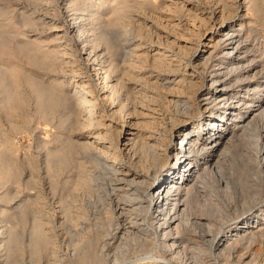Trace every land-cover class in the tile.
Instances as JSON below:
<instances>
[{
	"label": "bare ground",
	"instance_id": "bare-ground-1",
	"mask_svg": "<svg viewBox=\"0 0 264 264\" xmlns=\"http://www.w3.org/2000/svg\"><path fill=\"white\" fill-rule=\"evenodd\" d=\"M83 3L80 18V3L62 1L73 12L62 36L56 27L54 36L17 45L33 69L0 64L1 109L10 113L30 103L36 122L52 121L62 110L57 124L65 132L59 144L41 145L50 146L42 161L55 207L46 202L36 164L25 181L17 173L19 202L0 209V217L6 223L19 212L22 227L31 212V227L18 243L17 230L0 225V264H24V255L39 264L48 252L55 264L264 260V37L256 27L264 25V0H162L173 10L167 21L182 24L184 36L161 34L157 24V40L149 43L118 35L129 28L131 9H154L149 0ZM67 36L82 44L93 82L78 78L68 43L50 49L42 40ZM61 179L65 191L56 198ZM56 230L65 233L66 253L55 247ZM139 252L158 259L123 262Z\"/></svg>",
	"mask_w": 264,
	"mask_h": 264
},
{
	"label": "rangeland",
	"instance_id": "rangeland-1",
	"mask_svg": "<svg viewBox=\"0 0 264 264\" xmlns=\"http://www.w3.org/2000/svg\"><path fill=\"white\" fill-rule=\"evenodd\" d=\"M62 1L63 0H48V1L47 0H0V10L4 11V14H2V16L0 17V64L1 65H4L5 67H9V68H14V69H19V66L26 68V69H29V70L33 69L31 66H29L25 63V61L23 60V58H24L23 54L24 53L19 50L17 45H19V43H22L28 39L33 40V39H37V38L41 39L44 37L49 38L48 35L50 36V34H51V36H54V31H55L56 27H57L56 30L62 31L58 34V37L62 36V34H64V33H66V28L68 26V21H69L68 16L73 14V12H72V9L70 10V9L65 8L62 4ZM75 1H77L78 3H80L82 5L80 8V11L78 13L80 16L81 11L85 9V4L83 3L84 0H75ZM161 2H162V0H160V3H159V0H149V3L151 4L152 7H154V9L153 8H142V7H140L141 9H139V7H136V9H135V7H134L135 11H134V9L133 10L131 9V11H133V12H131L132 18L134 17V15H137V16L141 17L143 20L140 21L141 22L140 25H138L137 22L135 23L136 24L135 25L131 21L132 18H130V20H128V22L130 23V25L128 26L129 28L126 27L128 30L125 28V30H127V32L125 30H123V28H119L121 33H118V35L124 36V34H125V36H126L128 34L130 37L135 38V39H137V38L141 39V41H144L145 43H149L150 41L152 42V40H154L153 42H155V40H157L156 38H157V35L159 32V30L157 31V29H156L157 24H158V26L160 27V33L161 34H163V31L166 30V32H169L175 36H176V34H177V36H181V35L184 36V34L182 32V24L178 23V25H176V28H177L176 29L174 27V24L173 23L170 24V22L167 21V19H166V17H168L169 14L170 15L173 14L172 8L171 9L169 8L168 10L165 9L168 7H166L165 5H164L165 6L164 7L163 3H161ZM68 10H70V12ZM163 10L166 13H164ZM157 11H161V13L159 12V14H158ZM25 13H27V14H25ZM100 13H98V15ZM27 16L32 17L33 20H27V22H26L25 17H27ZM82 16L83 15L81 14L80 18H82ZM39 20H43L44 22H38ZM31 21H32V25H31V23L29 24V22H31ZM33 22H35L36 24ZM137 27H139V28H137ZM256 27L258 29L259 34L262 35V37H264V25L260 26V23H259V24H257ZM114 31H116V29ZM122 32H124V33L122 34ZM151 34H152V36H151ZM13 36H15V38L12 39ZM185 36L188 37L189 35H185ZM151 38H152V40H151ZM42 40H46L44 42V44L47 45L48 47H50V49H51V47L53 48L55 45H60L62 47H67L69 45L68 46V48H70L69 50L73 52V53L72 52L71 53H72L73 57L75 58V60H77V61H75L76 62L75 65L77 67V73H79V75H80V76H78V78L79 79H87L88 78L92 82L94 81V79L90 75L91 69H92L91 66L82 60V57L80 54L82 44L79 43V41H77V39L76 40L71 39L70 37L67 36V38H64V39L59 38V40H58L59 43H57V40L56 41H50L52 39H42ZM162 40H164V39H162ZM60 41H62V42H60ZM63 42L66 44L64 45ZM67 43H68V45H67ZM77 64H79V65H77ZM149 66L151 68V61H147L146 69H149ZM78 68L79 69L81 68V69L79 70ZM18 90H19V87H18ZM23 90H24V88H23ZM25 94L27 95V97L26 96L25 97L27 99H30L29 91H27ZM28 107L31 108L30 103L29 104L28 103L23 104L20 106L18 104L16 106V109L11 111L10 113H5L0 107V131L2 130L0 132V150L1 151L3 150L4 154L2 153V156L4 155L3 156L4 158L2 157V159L5 160V161L4 160L3 161L6 163L5 166H6V169L8 170V175H7L8 177L2 176V177H4V178H2L0 176V180H1L0 181V188H1L0 189V196L7 194L8 198H11L14 195L12 197V199H13L12 201H11V199H10V201L8 199V201L10 203H8V201L6 202L7 198H6V200L5 199L0 200L1 203L3 201L5 202V205H4V203H2L3 205L0 204V209H5L6 212H8L9 208L12 205H14V203H18L19 199H20L19 198V187H18V185L21 182L19 181V177H18L19 174H17V173H19V171L20 172L22 171V174H21L22 176H20V179L22 181H25L27 178L26 176H28V172H29L28 171L29 169H27V168H30L31 166H33V164H34V166L36 164V167L39 168V172H38L39 178L44 180V181L42 180L43 181V183H42L43 187L42 188H43V192L46 194V195L44 194V196H45L47 204L49 205L50 208L55 207V205L54 206L52 205L53 204V201H52V199H53L52 195L53 194L49 193L50 190L47 189L48 186H46V182H48V179L46 178V173H45L46 162L44 163L43 161L46 159V156H47L46 154H48L45 152L48 149V147H50L51 144H53L55 141L58 143L55 142L54 145L59 144L61 142V140L64 139L63 136L65 137V132H62L63 129L60 128L57 124V123H59V119L61 117H63L64 113L62 110H59V111L57 110V112H55V115H54V117H55L54 120L52 119V121H43V120L37 119V122H36L37 116L35 115L33 109H29ZM22 112H23V114H22ZM27 112H28V114H29V112L31 114V115L29 114L30 119L28 118L29 116H28ZM21 116H23V117H21ZM25 116H26V118H25ZM58 116H59V118H58ZM32 118H33V120H32ZM26 120L27 121L30 120V121L27 122ZM7 122L10 124H8ZM13 123H14V125H13ZM15 123L19 127L15 126ZM55 135H58V136H55ZM54 136L57 139H55ZM59 136H61L62 138H60ZM3 137H4L5 141L3 140ZM5 138H7V140L10 141V143H8V141H6ZM59 138H60V140H59ZM53 139L55 140L54 142H53ZM42 141H45L46 144L48 142V144L50 146L47 145L48 146V147H46L47 149H44L43 147H41V145L45 142L42 143ZM2 142H4L5 144H3ZM6 142H7L8 146H7ZM5 145H6V148L7 147H10V148L6 149ZM54 145H52V146H54ZM8 149H10L12 152L9 151ZM7 151H9V152H7ZM235 151H236L235 152L236 154L237 153L240 154V152L238 150H235ZM47 152H48V150H47ZM5 153L7 156H5ZM10 157H12L11 159L13 161H15L14 163H12L13 161L11 162ZM231 160L234 161V158L232 156H230V161ZM33 161L36 163H34ZM28 162H29V164H28ZM29 165H31V166H29ZM14 169H16V170H14ZM13 171H18V172H15L17 176L15 175V173H13ZM13 174H14V176H13ZM50 176H51V178H53L52 175H50ZM44 178L47 180H45ZM62 179L60 180V185H58L59 188L57 191L56 198H59L60 197L59 194L62 195V194H64V191H65V189L64 190L62 189V187H63L62 186V183H63ZM6 185H7V187H5ZM6 191L9 192L12 196H10V194H8ZM33 191H34V189H30L29 193H32ZM15 195H16V197H15ZM48 205H47V207H48ZM260 207L261 206L257 207L254 211H257L258 209H260ZM17 210L19 211V209H17ZM17 210H16V213L18 212ZM9 212L11 214V212H13V211H9ZM10 214L8 215V217L10 216ZM12 214H14V213H12ZM16 215H17L16 219H14L15 215L14 216L12 215L13 220L10 219L11 216L9 217V219L7 218L9 221L6 219L7 220V221L5 220L6 223H4V220H1V217H0V223H1L0 225L1 226L3 225V227L6 225L4 228H2L1 231H4V229H7V230L8 229L9 230L10 229H16L17 230V231H15V233L17 235L16 239H17V242L19 243L18 237H20L21 235H24V233H25V235H24L25 239L28 238L27 234H28L30 227H31L30 219L32 220V217H30V216H32V213L31 212L27 213L28 222L26 223V225L23 224L22 227L24 229L21 227V225L19 226V220H18L19 219L18 218L19 212ZM10 220H12V221H10ZM14 220H16V221H14ZM27 224H28V226L30 225L29 230H28ZM15 225H16L15 228H10V227H14ZM57 228L58 227H56L55 229H57ZM24 230L28 231L27 234ZM56 231L58 233L57 234L58 242H57L55 247L58 251L60 250L61 252L66 253L67 252V249H66L67 243L65 240V233H64V231H60V230H56ZM49 254H50V252L41 256L40 259L37 260V261H39L37 263H39V264H55L53 257H50ZM131 255L132 254H130V257L128 256V258H126L123 262H125L126 260H128V262L129 261L133 262V260L138 262V259H139V261H141V260L145 261V260L149 259L150 257L153 260H154V258L158 259V256L156 254H153L152 256H154V257H152V256H150V254H145L143 252H139V253L135 254L134 256L133 255L131 256ZM27 256L28 255H24L22 257L24 264L30 263L27 260V259H29V258H27ZM16 257L18 258V259L16 258V260H17L16 262H20L21 258H19V255H17ZM110 264H112V263H110ZM257 264H264V260L261 259L260 262Z\"/></svg>",
	"mask_w": 264,
	"mask_h": 264
}]
</instances>
